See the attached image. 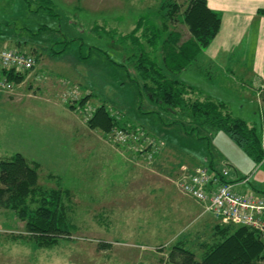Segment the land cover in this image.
<instances>
[{
  "label": "rangeland",
  "instance_id": "rangeland-1",
  "mask_svg": "<svg viewBox=\"0 0 264 264\" xmlns=\"http://www.w3.org/2000/svg\"><path fill=\"white\" fill-rule=\"evenodd\" d=\"M51 1L50 13L40 11L33 0H0V50H20L38 61L13 91L0 90V161L20 153L39 163L42 188L69 192L64 201L74 228L54 248H40L25 222L0 209V264H180L177 246L201 261L221 240L218 230L228 224L181 193L182 168L210 165L212 155L230 160L219 165L233 177V167L248 176L262 165L224 132L194 143L176 127L144 115L155 108L138 92L136 73L114 69V61L122 64L124 55L106 35L114 30L129 34L143 18L159 28L166 23L185 40L189 33L182 15L188 0ZM170 2L180 9L175 19L168 17ZM96 26L107 33H94ZM74 39L79 41L66 48L65 41ZM154 52L161 61L160 51ZM181 74L178 79L184 82ZM208 75L214 80L210 86L221 82L218 69ZM228 97L214 99L260 129L264 142V109L259 125L251 123L255 99L242 112L237 107L242 99ZM86 98V106L80 107L78 102ZM101 105L120 118L123 128L137 127L144 139L125 142L120 139L125 129L113 134L90 129L88 122ZM188 159L200 162L194 166Z\"/></svg>",
  "mask_w": 264,
  "mask_h": 264
},
{
  "label": "trees",
  "instance_id": "trees-1",
  "mask_svg": "<svg viewBox=\"0 0 264 264\" xmlns=\"http://www.w3.org/2000/svg\"><path fill=\"white\" fill-rule=\"evenodd\" d=\"M33 1L38 4L40 11H53L51 0ZM166 6L162 8L165 10ZM169 8L168 17L175 19L180 11L179 6L170 2ZM186 9L182 23L191 33L187 41H183L180 32L170 30L166 23L159 28L147 24L143 18L138 20L129 34H120L117 30L107 33L100 26L94 28V33L110 35L112 43L123 53V63L114 61V69L119 67L126 75H130L131 71L136 73L138 78L134 83L138 92L155 108L144 115L156 116L169 128L176 127L178 133H183V136L180 134L182 137L191 138L194 143L210 140L207 134L213 136L216 132H224L246 151L250 159L262 164L264 142L260 129L234 116L228 104L178 79L197 60L202 50L215 40L223 24L222 16L209 8L207 0H188ZM259 13L264 15V10ZM76 41L79 40H66L64 45L68 48ZM155 50L160 51L161 61ZM65 52L62 50L60 53ZM9 76L15 85L22 84L26 78L24 73H12ZM260 99L264 103V86ZM88 100L79 101V106L84 108ZM71 108L76 110L77 106ZM95 110L88 122L90 129L101 130L105 134H113L120 129L137 133V127L123 128L120 118L106 105ZM204 132L206 136L202 135ZM185 142L187 144L186 139ZM210 167L216 169L212 161ZM40 168L39 163L30 161L20 153L0 161V209L14 212L25 222L28 234L38 247L54 248L59 238L70 234L74 228L64 201L69 198V192L42 188L39 185ZM218 231L221 240L207 249L201 261L196 259L192 251L177 246L175 249L180 253V264H264V237L261 233L247 226L234 225Z\"/></svg>",
  "mask_w": 264,
  "mask_h": 264
},
{
  "label": "crops",
  "instance_id": "crops-1",
  "mask_svg": "<svg viewBox=\"0 0 264 264\" xmlns=\"http://www.w3.org/2000/svg\"><path fill=\"white\" fill-rule=\"evenodd\" d=\"M207 1L209 8L222 16L221 31L210 46L202 50L189 69L181 74L180 78L184 83L200 91L213 94L214 98L223 100L231 96L242 99L237 103L238 109L242 112L248 106V100L255 99V112L249 122L259 125L258 117L264 109V103L260 99L264 86V15L259 11L264 10V0ZM187 31L188 37L183 41L191 38V33L188 29ZM213 68L218 69L222 79L218 84L210 86L214 80L210 79L208 74ZM191 72L195 74H188ZM187 75H190L188 79ZM214 135L213 138L216 136ZM189 159L186 162L191 164ZM219 161L229 162L230 160L227 157L217 160L213 155V166L220 168ZM259 165H262V169L264 163ZM233 168L237 175L233 177L231 174L230 177L231 181L235 182L233 190L237 195H264L262 193L264 191V171L261 172L260 169L252 173L253 175L243 176L238 169ZM245 178H249L247 183H243Z\"/></svg>",
  "mask_w": 264,
  "mask_h": 264
},
{
  "label": "built area",
  "instance_id": "built-area-1",
  "mask_svg": "<svg viewBox=\"0 0 264 264\" xmlns=\"http://www.w3.org/2000/svg\"><path fill=\"white\" fill-rule=\"evenodd\" d=\"M37 62L34 55L20 50H0V90L13 91L16 85L11 82L9 75L29 73L35 69ZM140 132L138 130L130 134L125 131L121 133L120 139L141 142L145 135H140ZM155 154L154 151L149 154L150 159ZM182 172L178 177V188L182 194L199 203L205 213L212 214L224 224L252 228L264 237V195H237L227 168L212 169L206 165L191 171L183 167Z\"/></svg>",
  "mask_w": 264,
  "mask_h": 264
}]
</instances>
